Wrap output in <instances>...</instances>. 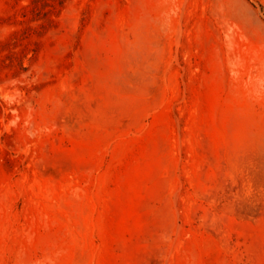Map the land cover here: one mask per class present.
<instances>
[{"label": "rangeland", "instance_id": "rangeland-1", "mask_svg": "<svg viewBox=\"0 0 264 264\" xmlns=\"http://www.w3.org/2000/svg\"><path fill=\"white\" fill-rule=\"evenodd\" d=\"M0 264H264V0H0Z\"/></svg>", "mask_w": 264, "mask_h": 264}]
</instances>
